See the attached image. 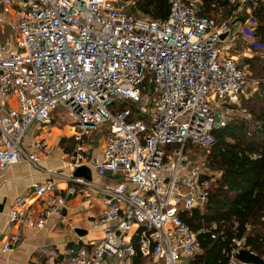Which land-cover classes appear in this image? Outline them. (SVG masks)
I'll list each match as a JSON object with an SVG mask.
<instances>
[{
  "label": "built area",
  "instance_id": "2783aa9c",
  "mask_svg": "<svg viewBox=\"0 0 264 264\" xmlns=\"http://www.w3.org/2000/svg\"><path fill=\"white\" fill-rule=\"evenodd\" d=\"M169 1V17L152 20L127 13L118 0H0V172L23 160L40 169L42 155L52 151L29 133L36 124L41 133L61 111L76 120L79 143L108 126L96 168L124 179L100 188L107 198L95 226L103 227V239L71 250L67 264H130L132 257L186 264L201 251L181 214L204 211L213 177L193 150L210 155L215 131L260 82L229 54L239 23L201 15L198 0ZM248 1L254 2L240 3ZM143 85L150 86L151 106ZM13 98L18 109L9 106ZM76 153L80 167L81 144ZM68 179L74 185L40 215L28 197L15 201L3 253L20 243L24 228L43 229L60 215L79 186H91ZM54 190L53 182L35 183L30 194L42 199ZM234 243L230 264H244L236 259L244 241Z\"/></svg>",
  "mask_w": 264,
  "mask_h": 264
},
{
  "label": "trees",
  "instance_id": "16d2710c",
  "mask_svg": "<svg viewBox=\"0 0 264 264\" xmlns=\"http://www.w3.org/2000/svg\"><path fill=\"white\" fill-rule=\"evenodd\" d=\"M136 1L130 12L137 16L140 12L153 20L169 17V0ZM241 1L198 0L199 12L228 19L239 10ZM247 5L256 22L253 34L260 49L243 63L260 86L251 99L243 100L250 118H237L214 133L215 144L207 162L219 176L211 185L209 201L204 211L194 209L181 214L182 220L198 233L201 247L187 264H230L235 240H243L244 248L264 259V0L248 1ZM127 108L129 104L120 106Z\"/></svg>",
  "mask_w": 264,
  "mask_h": 264
},
{
  "label": "crops",
  "instance_id": "0c3cea01",
  "mask_svg": "<svg viewBox=\"0 0 264 264\" xmlns=\"http://www.w3.org/2000/svg\"><path fill=\"white\" fill-rule=\"evenodd\" d=\"M2 13L0 6V17ZM10 18L17 20L15 14ZM62 114L64 112L55 113L41 133L37 130L38 124L29 133L30 139L37 134L41 135L52 151L48 155H42L40 169L23 160L11 166L6 173L0 172V264H67L72 257L71 250L89 247L104 237L103 227L95 226L102 218L107 198L100 188L114 187L124 179L121 175H100L97 171L96 166L102 159L106 136L100 141L99 147L94 148L92 144H88L89 137L94 133L105 131L107 135L108 126L101 127L79 143L75 139L76 129H73L67 117ZM57 115L62 117L56 119ZM65 115L72 118L68 113ZM46 130H50L53 135L50 142L44 134ZM71 139L73 142L69 141ZM80 144L84 148L85 160L80 167H75L74 160ZM68 178H82L91 186H79L77 193L67 198L66 208L60 215L49 218L43 229L24 228L20 243L12 246L11 251L3 253L2 248L8 243V213L15 201L20 197H28L29 205L36 215H40L52 198L65 196L67 189L74 185ZM47 182L54 183L53 193L42 199L31 196L33 184ZM133 242L137 244L138 240L134 239ZM129 260L130 264H163L157 257H132ZM189 260H186V264ZM102 264L122 263L116 259H107Z\"/></svg>",
  "mask_w": 264,
  "mask_h": 264
},
{
  "label": "rangeland",
  "instance_id": "374dc122",
  "mask_svg": "<svg viewBox=\"0 0 264 264\" xmlns=\"http://www.w3.org/2000/svg\"><path fill=\"white\" fill-rule=\"evenodd\" d=\"M136 3H137L136 0H128L127 2H125V4L129 8V10H126V12L129 13L130 9L133 6L135 7ZM240 7H241L240 11H238V9H237L228 18V19H232L235 23L241 24V25L238 24V26H232V29L236 34V39L232 43L229 54L236 57V59H238L241 64H244L243 62L246 59H249V58H252L253 56H255L256 50H259L260 47L257 44L255 37H254V34H253L255 29H256V22L250 14L251 9L248 7L247 3H245L244 5H242L240 3L239 8ZM137 13H138V15H140L139 17H145V18L152 19V20L155 19L149 15H145V14L140 13V12H137ZM253 79H255V78H253ZM142 88L144 89L145 97H148L150 99L149 106H151L153 94L150 91V86L143 85ZM256 91H257V89L250 90L248 93V96L243 97V99L240 100V102L236 105V107H234L233 112L229 116V122L233 121L237 118H244V117L247 119L250 118V115L246 112V110L243 106V100L246 101L248 99H251L254 96V94L256 93ZM9 106H11L12 108L18 109L19 103H18L17 98L11 99L9 101ZM59 112H61V111H59ZM65 114L66 113H64L62 115L67 117L68 123L71 124V126L74 127L73 129L75 130L76 129L75 128L76 120L74 118H70V117L66 116ZM62 115H57L56 119H58L59 117H62ZM50 133H51L50 130H46L44 132V134L47 137L49 142L51 141L50 138H53L52 133L51 134ZM75 133H77V129L75 130ZM105 136H106L105 131L92 134L91 137H89L90 143L88 145L92 144V146L94 148L99 147L100 141L102 139H105ZM69 141L73 142L72 139ZM193 153H194L195 159L200 161L201 166H204V168L207 169V170H205L206 173L210 177H213V182H214V180H216V178L219 176V173L215 172L209 168V165L207 162V158L209 156V151H207L206 149L197 148V149L193 150Z\"/></svg>",
  "mask_w": 264,
  "mask_h": 264
},
{
  "label": "water",
  "instance_id": "95a60500",
  "mask_svg": "<svg viewBox=\"0 0 264 264\" xmlns=\"http://www.w3.org/2000/svg\"><path fill=\"white\" fill-rule=\"evenodd\" d=\"M223 36L222 38H224ZM236 259L244 264H264V259L246 248L239 249Z\"/></svg>",
  "mask_w": 264,
  "mask_h": 264
}]
</instances>
